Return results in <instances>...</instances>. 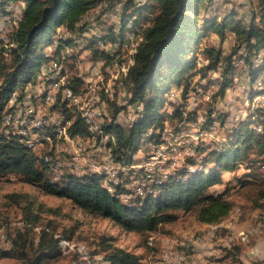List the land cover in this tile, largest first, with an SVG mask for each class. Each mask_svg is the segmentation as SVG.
Masks as SVG:
<instances>
[{
  "label": "rangeland",
  "instance_id": "374dc122",
  "mask_svg": "<svg viewBox=\"0 0 264 264\" xmlns=\"http://www.w3.org/2000/svg\"><path fill=\"white\" fill-rule=\"evenodd\" d=\"M126 1L105 0L101 3L84 18L83 24L87 26L84 33L70 34L59 28L53 37L54 43L44 46L47 60L35 83L18 88L19 94L24 92L22 101L29 102V106L35 107L42 116L54 115L59 120L69 118L62 110V96L53 103L46 101L50 85L48 74L56 63L60 65L57 73L65 78L68 86H73L71 88L76 94L92 98L91 108L93 106L95 110L96 122L101 123L102 133H93L75 143L65 139L53 142L49 138L45 143L41 142L37 151L32 149L39 156V166L47 154L62 159L63 175L56 177L50 169L47 172L54 183H62L70 175L81 178L96 174L89 167L92 160L101 166L110 164L111 168L124 165L115 161L109 146L112 137L105 133L104 125L115 117L117 124L130 129L148 114L143 106L136 109L129 104L125 72L133 64L135 50L143 42L144 30L150 21L130 18L124 24L126 29L123 32L121 14ZM140 2L145 0H135L137 4ZM24 7L25 4L19 1L6 5L4 11L0 9V41L7 50L14 45L12 38L23 19ZM257 11V0L202 1L194 16L199 36L190 38L187 45L190 49L185 47L184 55L178 59L185 63L182 70L189 69L183 74L182 84L173 82L168 93L164 94L165 102L160 108L162 126L157 125L158 122L156 130L150 129L145 134L148 137L153 135L154 140L143 142L133 161L149 158L159 143L160 146H180V165L169 171L170 176L189 166H195L188 168L189 172L207 173L216 169L209 153L233 148L239 150L238 160L228 170L221 171L222 182L208 189L210 194L222 195L232 203L233 208L227 217L208 224L199 220L198 209L189 212L177 210L176 221L160 225L153 232H130L109 219L81 210L68 199L44 193L23 181L20 174L7 173L0 175V252L14 248L20 250L22 244L31 252L32 245L34 248L38 246L41 232L47 230L50 238L60 240L56 247L60 255L43 264H108L104 249L106 242L138 254L147 264H264V148L257 143L245 142L249 138L247 130L259 134L264 129V50L249 64L246 63L247 48L243 46L238 51L234 57V73L229 76L231 83L224 95L220 93L222 68L209 72L205 77L200 72L208 63L205 50L216 48L227 56L237 43L231 29L220 35L214 30L213 23L236 20L249 23L253 12ZM259 19L260 16L257 24ZM60 40L64 41L63 46ZM6 56V62L10 63L11 57L9 54ZM257 71L259 73L255 76L253 72ZM23 104L17 106V113L25 112ZM116 109H121L119 114H116ZM179 111L183 112V122L179 119ZM77 112L79 114L77 109L70 112L72 119L64 121L65 124H72ZM35 116L40 118V114H30V120ZM22 122L19 121V127H26ZM3 127L2 124L0 132L7 137H18ZM239 130L242 136L236 138ZM256 140L259 137L256 136ZM76 155L84 159L78 161ZM113 172L112 176L104 172L96 175H104H99L102 185L111 188L114 194L132 193L129 200L124 199L131 204L143 200L140 198L150 194L147 185L152 186L156 179L162 181L164 176L159 171L148 178L144 170H121L118 167L113 168ZM143 191L147 193L138 197ZM32 202L33 207L30 206ZM29 212L38 217L30 224L27 221ZM20 234L22 239H19ZM0 264L24 263L17 255L6 257L0 253Z\"/></svg>",
  "mask_w": 264,
  "mask_h": 264
},
{
  "label": "trees",
  "instance_id": "16d2710c",
  "mask_svg": "<svg viewBox=\"0 0 264 264\" xmlns=\"http://www.w3.org/2000/svg\"><path fill=\"white\" fill-rule=\"evenodd\" d=\"M19 1H22L25 7L23 19L12 38L14 45L7 50L3 41H0V76L2 75L0 127L5 124L4 114H9L13 109L9 106L12 94L20 87L23 89L28 84L35 83L37 74L42 71L41 67L47 60L44 46L54 43L53 37L58 29L62 27L70 34L84 33L87 29L86 24H83L84 18L105 0H0V9L4 11L6 5ZM202 1L145 0L137 4L135 0H128L123 6L121 14L123 32L126 29L124 24L130 18L138 17V20L144 18L149 20L150 24L144 30V40L135 50L133 64L126 74L130 93L129 104L136 109L143 106L148 114L130 129L117 124L115 117L110 123L104 125L105 133L112 137L109 146L112 147L115 161L125 164L120 166L121 170L141 169L148 178L152 175L146 171V165L143 167L136 165L141 161L133 162L134 157L143 142L154 140L153 135L148 137L145 134L150 129L156 130L157 127L162 126L160 108L165 102L164 94L168 93L173 82L181 85L183 74L189 69L182 70L185 63H180L178 59L184 55L185 47L190 49V46H187L190 38L199 36L197 20L194 16L202 5ZM257 1L258 11L253 12L249 23L241 20L227 21L223 24L213 23V28L218 34L223 35L227 29H231L237 39L236 46L227 56H223L222 51L216 48L205 50L208 63L201 68L200 72L205 77L211 71L223 69V82L220 88L222 95L231 83L229 76L234 73V57L238 51L243 46L247 48L246 63L249 64L264 50V0ZM258 16L260 19L257 24ZM59 42L61 46L64 45L63 40ZM7 54L11 57L10 63L5 60ZM253 73L257 76L259 71ZM188 86L189 82L184 90V98L187 95ZM23 93L20 94L18 103H21ZM62 110L69 116L67 119L64 118L65 122L72 119L70 112L75 108L68 101L64 100ZM120 111L121 109H116V114ZM75 115L69 133L74 137L80 136L86 139L91 135L88 126L78 112ZM178 115L183 122V112L179 111ZM158 122L159 126H155ZM8 129L12 131L11 128ZM11 133L19 138L7 137L0 132V175L20 174L23 181L44 193L68 199L81 210L109 219L124 230L137 233L153 232L160 225L176 221L178 215L175 211L177 210L189 212L198 209L199 220L212 224L227 217L233 208L232 203L222 195L210 194L208 189L221 183V171L228 170L232 163L238 160L239 150L234 148L209 153L212 158L210 160L216 165V169L210 172H189L187 167L178 169L175 175H169L167 180L156 179L152 186L147 185L149 187L147 192L150 194L140 198L143 200H139L136 204H131L119 197L121 196L119 193L114 194L102 185L103 174H99L101 176L96 175L97 173L90 174L81 178L70 175L62 183L52 182L47 175L49 164L45 159H41L42 165L39 166V156L19 134H14L13 131ZM247 134L249 138L245 142L257 143L264 148V129L259 134L247 130ZM241 136L242 132L239 130L236 138ZM256 136L259 140H256ZM147 192L143 191L138 197H143ZM262 198H264V191ZM33 205V202L30 203L31 207ZM37 218L29 212L27 221L30 224ZM22 238L20 234L19 239ZM15 242L18 244L17 241ZM59 242V239L50 238L47 230H43L38 246L34 248L35 246L32 245L31 252L25 244H22L23 247L20 250L14 248L0 253L6 257L17 255L24 264H43L46 260L60 255L56 248ZM104 244L105 260L108 264H147L134 252L114 244H107V242Z\"/></svg>",
  "mask_w": 264,
  "mask_h": 264
},
{
  "label": "bare ground",
  "instance_id": "6f19581e",
  "mask_svg": "<svg viewBox=\"0 0 264 264\" xmlns=\"http://www.w3.org/2000/svg\"><path fill=\"white\" fill-rule=\"evenodd\" d=\"M8 9H10V6L8 7ZM127 73L128 72L126 71L125 75ZM48 77H49L48 79L50 81V83H49L50 85H49V91L47 92V94L55 93V102H56L57 97L62 96V98H64V100H67L70 103V105L74 106L75 109H77L79 111V115L82 118V120L84 121V123L88 126V129H89V132L91 135H93V133H96V134L102 133L103 131H102V128L100 125L101 123L99 124L95 120V110H93V117L89 114V111H88L89 110V101L87 99V96L86 97L84 95L79 96L78 94H76L73 91V89L71 87H69L68 84L65 83V78L62 75H60L59 73L53 74V75H50V73H49ZM18 99H19V93L18 92L13 93L11 96L10 102H9V106L12 107L13 109L9 114H15L18 112L17 106L21 104V103H18ZM46 101L49 103V98L47 95H46ZM4 120H5V124H6V117ZM30 121L35 122V123L26 124L25 122H22L23 124L26 125V127H24V128H20L19 124H18L19 121H15L14 126H12L11 129H12L14 134L15 133L19 134L20 137L23 138V140L26 142V144L31 149H33V148L35 149V143H39V142L45 143L49 138H51L53 142L57 141V140L65 139L69 143L70 142L74 143L75 138H77V141H79V139L85 140L84 138H82L80 136H76V137L72 136L69 133V128H70L71 124L68 123V124H70V126H68V124H65L64 120L55 121V123H53V124L51 123V121H44L42 123V121H40V118L35 116ZM19 128H20V130H19ZM43 131H47V132L45 134H43ZM26 133L31 134L32 135L31 138ZM84 143H86V142L84 141ZM171 147H174V146H171ZM49 150L51 153H53L52 146H50V145H49ZM52 155L53 154H47L45 156V161L49 164V169H50L51 173L56 177H58L59 175H63L62 159H60V157L54 158ZM78 158H82V159H78V161H82L84 159L83 156H79V155H78ZM149 158H154V153H152V155H150ZM64 166H65V164H64ZM111 166L112 165L101 166V165H99L98 162L92 160V163L89 167L92 169V171L94 173L104 172V173H106V175L112 176L114 172H113V168H111ZM118 168L120 169V167H118ZM146 171L148 172V174L154 173V166L153 165H146ZM169 175H170L169 171H167L164 174L163 178L167 179L169 177ZM109 190L112 191L111 188H109ZM131 196H132V193L127 194V195H123V196H119V197H121L123 200L124 199L129 200L131 198Z\"/></svg>",
  "mask_w": 264,
  "mask_h": 264
},
{
  "label": "built area",
  "instance_id": "2783aa9c",
  "mask_svg": "<svg viewBox=\"0 0 264 264\" xmlns=\"http://www.w3.org/2000/svg\"><path fill=\"white\" fill-rule=\"evenodd\" d=\"M60 70V65L54 63V67H52L49 71L50 75L53 74H58L57 71ZM48 98H49V103H53L55 102V93L53 94H47ZM20 97V94H19ZM89 101V114L93 117V106L91 108V102H92V98H88ZM24 103V104H23ZM21 104L25 105V112L23 113H15V114H8L5 113L3 117H6V124H3V128L4 130L7 128H12V126H14V122L15 121H23L26 124L29 123H35L30 121V114H40V121H62L61 119H56L54 115H49V116H42V114L40 112H38L36 110L35 107H31L29 106V102L21 101ZM6 131V130H5ZM30 138H31V134L26 133ZM75 141H77V138L74 139V143ZM41 145V142L39 143H35V150L37 151L38 146ZM180 146L177 147H169V146H160V145H156V152H154V158H144L140 164H136L138 166L143 167L144 165H153L154 166V173L156 174V172H161L162 174H165V172L167 171H171V169H177L179 168V163L180 160L178 158V154L180 152L179 149ZM170 152V154H169ZM188 153V152H187ZM191 153V150H189V155ZM76 159H82V158H78V155H76ZM76 160V161H77ZM167 164L169 165V168L166 167ZM99 165H101L99 163ZM105 165H110V164H105ZM125 165V164H124ZM124 165H117V166H113V168H117L120 166H124ZM188 168H195V166H189ZM140 182V181H139ZM138 191V190H137Z\"/></svg>",
  "mask_w": 264,
  "mask_h": 264
}]
</instances>
